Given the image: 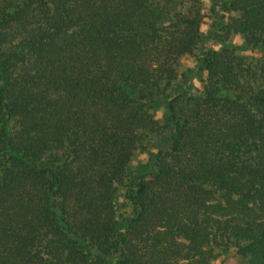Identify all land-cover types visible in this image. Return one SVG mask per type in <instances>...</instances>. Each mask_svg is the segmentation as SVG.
Segmentation results:
<instances>
[{
	"label": "trees",
	"instance_id": "trees-1",
	"mask_svg": "<svg viewBox=\"0 0 264 264\" xmlns=\"http://www.w3.org/2000/svg\"><path fill=\"white\" fill-rule=\"evenodd\" d=\"M0 264H264V0H0Z\"/></svg>",
	"mask_w": 264,
	"mask_h": 264
},
{
	"label": "rangeland",
	"instance_id": "rangeland-1",
	"mask_svg": "<svg viewBox=\"0 0 264 264\" xmlns=\"http://www.w3.org/2000/svg\"><path fill=\"white\" fill-rule=\"evenodd\" d=\"M205 1H207V0H205ZM184 62H185V65H187V66H193V64L195 63V58L187 57ZM196 85H198V81H196Z\"/></svg>",
	"mask_w": 264,
	"mask_h": 264
}]
</instances>
